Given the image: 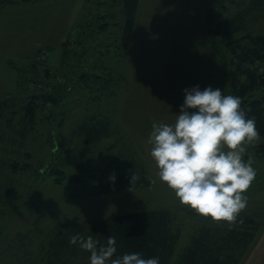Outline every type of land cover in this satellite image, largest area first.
Segmentation results:
<instances>
[{
  "label": "rangeland",
  "instance_id": "obj_1",
  "mask_svg": "<svg viewBox=\"0 0 264 264\" xmlns=\"http://www.w3.org/2000/svg\"><path fill=\"white\" fill-rule=\"evenodd\" d=\"M212 1L140 0L127 50L120 38V1L19 0L0 6V98H24L33 93L34 83L40 89L53 86L56 98L39 110L20 154L2 143L0 157H16L22 165H0V264L38 259L47 233L58 224L149 208H170L183 223L179 247L185 244L200 221L156 178L147 140L154 122H175L185 89L227 90L228 37L213 38L208 30L206 12ZM257 1L228 3L231 13L243 8L240 2L254 5L242 30L232 36L264 31V5ZM42 49L50 51L45 59ZM98 111L112 117L111 135L97 146L86 145L73 127ZM110 145L106 158L115 153L135 158L157 182L99 194L92 191L94 179L77 184L69 177L58 181L52 173L56 166L70 175L78 160L98 156ZM249 157L256 176L245 193L243 211L264 217V160L254 146L247 148L245 161ZM8 180L14 187L5 205ZM261 263L264 227L240 264Z\"/></svg>",
  "mask_w": 264,
  "mask_h": 264
},
{
  "label": "trees",
  "instance_id": "obj_2",
  "mask_svg": "<svg viewBox=\"0 0 264 264\" xmlns=\"http://www.w3.org/2000/svg\"><path fill=\"white\" fill-rule=\"evenodd\" d=\"M16 1L19 0H0V6ZM113 1H120L122 4L120 38L127 50L140 0ZM257 2L264 5V0ZM228 3L239 4L237 0L211 2L206 12L208 30L213 38L228 37L225 44L230 55L228 84L223 93L240 97L241 107L249 118H256L261 139L254 147L258 157L264 160V31L249 30L232 36L242 30L244 18L252 12L254 5L246 6L245 2H240L243 8L231 13ZM81 76H86V73L82 72ZM33 86V93L24 98H0V150L4 147V142L15 147V152L20 154L26 146L28 135L36 127L39 110L55 102L53 86L50 85L52 90L35 88V83ZM45 86L47 87L46 84ZM36 93H45L46 96H36ZM5 121L7 125L2 127ZM112 127V117L98 111L78 121L73 127V134L80 137L86 145L97 146L111 135ZM111 146L106 150H99L98 156L78 160L77 170L70 175L64 174L56 166H53L52 173L57 176L58 181L69 177L77 184L94 179L92 191L99 194L153 185L149 179H154L150 171L135 158L123 153L109 154L110 157L106 158V151ZM0 165L13 169L22 164L16 157H0ZM113 173L116 176L114 183L109 180ZM133 173H139L140 179L131 187ZM13 185V180H8L6 198L3 201L5 205L11 197ZM183 209L189 216L196 217L200 224L193 229L181 247L179 244L183 237V223L175 219L174 212L170 208H149L58 224L49 230L42 242V255L26 264H89L90 253L81 250L78 244L69 243V237L77 233L85 238L93 236L100 245L106 244L108 236H115L118 255L138 252L144 258L159 257V264H240L259 230L264 227V217L259 213L242 211L238 222L229 228L224 221L212 222L210 217H202L189 207Z\"/></svg>",
  "mask_w": 264,
  "mask_h": 264
},
{
  "label": "clouds",
  "instance_id": "obj_3",
  "mask_svg": "<svg viewBox=\"0 0 264 264\" xmlns=\"http://www.w3.org/2000/svg\"><path fill=\"white\" fill-rule=\"evenodd\" d=\"M184 93L174 123L152 124L147 143L155 176L180 205L231 228L246 209L245 193L256 176L251 157L244 159L247 148L261 139L256 118H249L240 97L225 95L219 88L195 86ZM115 179V173L109 176L113 183ZM139 179V173L131 174V187ZM69 243L90 253L89 264H159V257L144 258L138 252L118 255L115 236L100 245L93 236L77 233Z\"/></svg>",
  "mask_w": 264,
  "mask_h": 264
},
{
  "label": "built area",
  "instance_id": "obj_4",
  "mask_svg": "<svg viewBox=\"0 0 264 264\" xmlns=\"http://www.w3.org/2000/svg\"><path fill=\"white\" fill-rule=\"evenodd\" d=\"M50 51L47 49H42L40 52V57H42V59L47 58V56L49 55ZM39 88H41V84H39L38 86Z\"/></svg>",
  "mask_w": 264,
  "mask_h": 264
},
{
  "label": "water",
  "instance_id": "obj_5",
  "mask_svg": "<svg viewBox=\"0 0 264 264\" xmlns=\"http://www.w3.org/2000/svg\"><path fill=\"white\" fill-rule=\"evenodd\" d=\"M34 95H36V96H43V97H45V96H46V94H45V93H36V94H34Z\"/></svg>",
  "mask_w": 264,
  "mask_h": 264
},
{
  "label": "crops",
  "instance_id": "obj_6",
  "mask_svg": "<svg viewBox=\"0 0 264 264\" xmlns=\"http://www.w3.org/2000/svg\"><path fill=\"white\" fill-rule=\"evenodd\" d=\"M261 264H264V263H261Z\"/></svg>",
  "mask_w": 264,
  "mask_h": 264
}]
</instances>
